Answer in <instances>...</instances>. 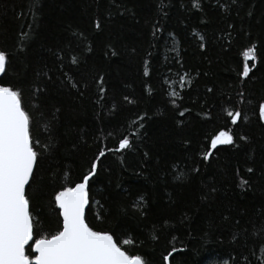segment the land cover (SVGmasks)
Returning <instances> with one entry per match:
<instances>
[{
    "label": "trees",
    "instance_id": "trees-1",
    "mask_svg": "<svg viewBox=\"0 0 264 264\" xmlns=\"http://www.w3.org/2000/svg\"><path fill=\"white\" fill-rule=\"evenodd\" d=\"M191 3L167 0L161 12L160 0H40L34 11L30 0H0V50L10 54L0 81L22 91L44 153L27 189L43 235L61 227L55 194L81 182L103 150L86 222L130 255L149 264L169 254V264H244V256L258 264L264 255V233L253 234L264 224V0ZM29 26L33 39L21 50ZM252 45L256 60L245 56ZM69 78L79 90L64 85ZM237 110L232 125L227 113ZM221 131L235 143L213 149ZM124 137L131 150L109 151Z\"/></svg>",
    "mask_w": 264,
    "mask_h": 264
},
{
    "label": "snow or ice",
    "instance_id": "snow-or-ice-1",
    "mask_svg": "<svg viewBox=\"0 0 264 264\" xmlns=\"http://www.w3.org/2000/svg\"><path fill=\"white\" fill-rule=\"evenodd\" d=\"M236 0H231L235 3ZM167 0H160L159 10L165 12ZM40 0H30V10L39 11ZM191 7L196 10L202 8V0H192ZM221 8L231 7L229 5H220ZM35 19V16H33ZM101 27L97 21L96 28ZM231 27V25H229ZM156 31H159L156 28ZM155 35V31L153 33ZM195 36V32L193 33ZM231 36V33L228 34ZM33 39L31 26L28 30H21L18 38V45L21 50H26L27 45ZM203 41L204 37L199 36ZM200 47L203 49L204 44ZM255 45H252L245 53L247 59L256 60ZM9 53L0 50V76L6 72L9 63ZM57 59L63 62V57L57 54ZM70 62L77 65L79 60L71 57ZM147 63V62H146ZM63 75H68L63 72ZM250 69L245 65L243 76L249 75ZM145 76L149 75L145 71ZM187 75V74H185ZM185 76L180 77L181 89L185 85ZM69 88L79 90V82H73L71 78L63 81ZM104 78H99V84L103 85ZM190 86V80H189ZM43 89L37 86L34 95L40 93ZM106 89L99 88L100 98ZM212 91L211 88L208 89ZM173 103H175L176 92L171 93ZM124 99L128 103H133L129 97ZM59 111V109H57ZM184 111L179 113L184 116ZM55 114H53L54 116ZM227 115L231 118L232 125H236L242 118L241 111H229ZM144 116L139 117V121L144 120ZM259 118L264 121V103L259 105ZM31 116L23 106L22 91L11 84H5L0 81V264H149L139 255H130L125 249H122L118 239L114 234L93 230L86 222L85 210L90 205L91 196L89 182L97 175L100 157L105 156L103 150L100 151L96 161L91 164L88 174L82 177L81 182L75 186L63 187V190L57 192L54 196L55 204L60 209L59 215L62 217V227L48 236L43 235V227L38 220L34 221L30 212V199L27 189L30 181L34 182V169L38 165V158L43 155V151L38 150L39 140L34 141L30 133ZM139 121L137 123L139 124ZM140 127L143 125L140 124ZM240 140H247L241 136ZM235 143L232 134L221 131L219 135L212 139L211 147L215 149L217 145H232ZM134 147L128 137L119 141L118 148L109 149V151L120 152L131 150ZM47 150V149H45ZM211 152H205L203 159L208 160ZM196 171H199L196 169ZM248 168V172H252ZM177 180H183V176L177 170ZM247 181H242L246 185ZM41 233L39 239L34 240V235ZM264 233V224L254 227V235ZM34 241L31 251L36 253L35 258L26 254V247ZM132 241L125 239L124 245L131 244ZM255 249V246H254ZM260 251L264 254V244H261ZM171 255V254H169ZM252 255L255 256V250ZM168 256L164 257L167 262ZM244 264H251L247 256L241 257ZM258 264H264V255L258 261Z\"/></svg>",
    "mask_w": 264,
    "mask_h": 264
},
{
    "label": "water",
    "instance_id": "water-1",
    "mask_svg": "<svg viewBox=\"0 0 264 264\" xmlns=\"http://www.w3.org/2000/svg\"><path fill=\"white\" fill-rule=\"evenodd\" d=\"M1 77V76H0ZM54 202H55V199H54ZM56 205V204H55ZM56 208H57V210H58V212L60 213V209L56 206ZM88 208V207H87ZM87 208H86V210H85V215H86V211H87ZM59 217H60V220H61V227H62V217L59 215ZM31 243V242H30ZM29 243V244H30ZM34 246V243L32 244V247ZM31 247V248H32ZM32 254L34 255V258H35V256L37 255L36 253H34V252H32ZM170 255H168V257H169ZM33 258V259H34ZM165 264H169V259H168V261L166 262L165 261Z\"/></svg>",
    "mask_w": 264,
    "mask_h": 264
},
{
    "label": "rangeland",
    "instance_id": "rangeland-1",
    "mask_svg": "<svg viewBox=\"0 0 264 264\" xmlns=\"http://www.w3.org/2000/svg\"><path fill=\"white\" fill-rule=\"evenodd\" d=\"M213 264H216V263H213ZM217 264H218V263H217ZM219 264H225V263H224V262H221V263L219 262Z\"/></svg>",
    "mask_w": 264,
    "mask_h": 264
}]
</instances>
